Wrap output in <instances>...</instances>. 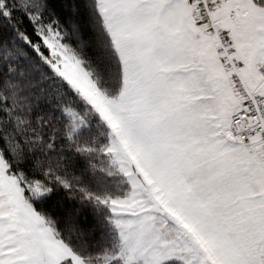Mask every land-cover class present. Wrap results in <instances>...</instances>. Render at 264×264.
<instances>
[{
    "label": "snow or ice",
    "instance_id": "1",
    "mask_svg": "<svg viewBox=\"0 0 264 264\" xmlns=\"http://www.w3.org/2000/svg\"><path fill=\"white\" fill-rule=\"evenodd\" d=\"M0 264H264V0H0Z\"/></svg>",
    "mask_w": 264,
    "mask_h": 264
}]
</instances>
